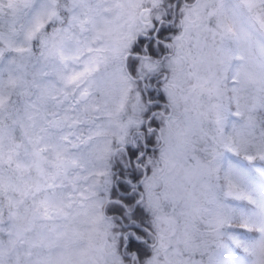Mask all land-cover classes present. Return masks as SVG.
<instances>
[{
	"label": "snow or ice",
	"instance_id": "1",
	"mask_svg": "<svg viewBox=\"0 0 264 264\" xmlns=\"http://www.w3.org/2000/svg\"><path fill=\"white\" fill-rule=\"evenodd\" d=\"M0 264H264V0H0Z\"/></svg>",
	"mask_w": 264,
	"mask_h": 264
}]
</instances>
